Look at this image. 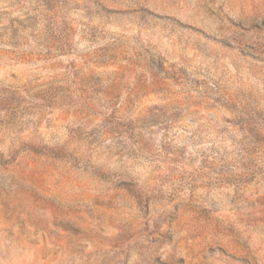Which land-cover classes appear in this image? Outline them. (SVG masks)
<instances>
[{
  "label": "rangeland",
  "instance_id": "rangeland-1",
  "mask_svg": "<svg viewBox=\"0 0 264 264\" xmlns=\"http://www.w3.org/2000/svg\"><path fill=\"white\" fill-rule=\"evenodd\" d=\"M0 264H264V0H0Z\"/></svg>",
  "mask_w": 264,
  "mask_h": 264
}]
</instances>
